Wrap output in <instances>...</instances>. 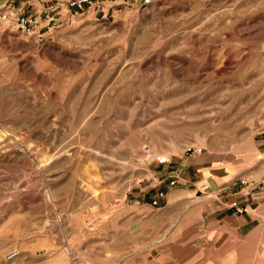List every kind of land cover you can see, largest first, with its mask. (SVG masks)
Wrapping results in <instances>:
<instances>
[{
  "label": "rangeland",
  "instance_id": "rangeland-1",
  "mask_svg": "<svg viewBox=\"0 0 264 264\" xmlns=\"http://www.w3.org/2000/svg\"><path fill=\"white\" fill-rule=\"evenodd\" d=\"M77 1L0 0V264H187L133 207L155 157L257 184L264 0Z\"/></svg>",
  "mask_w": 264,
  "mask_h": 264
},
{
  "label": "crops",
  "instance_id": "crops-1",
  "mask_svg": "<svg viewBox=\"0 0 264 264\" xmlns=\"http://www.w3.org/2000/svg\"><path fill=\"white\" fill-rule=\"evenodd\" d=\"M171 162L160 171L175 165L179 179L173 187L161 183L159 189L166 190L161 206H134V211L146 214L148 224L172 228L169 242L182 246L187 264L193 259L195 264H264V157L254 173L255 187L248 180L236 182L234 174L212 167L205 157Z\"/></svg>",
  "mask_w": 264,
  "mask_h": 264
},
{
  "label": "built area",
  "instance_id": "built-area-1",
  "mask_svg": "<svg viewBox=\"0 0 264 264\" xmlns=\"http://www.w3.org/2000/svg\"><path fill=\"white\" fill-rule=\"evenodd\" d=\"M93 0H79L77 2H74L71 4L72 7H81L84 3H89ZM11 19L8 18L5 15H0V21H10ZM14 24L16 25V28L20 29L24 34L30 35L32 34L35 30H37L39 22L37 19H33L31 17H24L21 15H18L15 17L13 20ZM156 164L159 166H167L171 164V159L168 156L165 157H155ZM175 181H171L169 183V186H174ZM165 197V193L163 191H157L155 193V198H152L149 202L148 205L152 208H158L160 201ZM17 253L16 252H11L7 255L8 260H12L16 258Z\"/></svg>",
  "mask_w": 264,
  "mask_h": 264
},
{
  "label": "bare ground",
  "instance_id": "bare-ground-1",
  "mask_svg": "<svg viewBox=\"0 0 264 264\" xmlns=\"http://www.w3.org/2000/svg\"><path fill=\"white\" fill-rule=\"evenodd\" d=\"M160 158H162V157H160Z\"/></svg>",
  "mask_w": 264,
  "mask_h": 264
}]
</instances>
